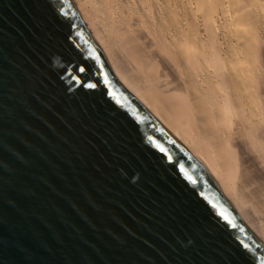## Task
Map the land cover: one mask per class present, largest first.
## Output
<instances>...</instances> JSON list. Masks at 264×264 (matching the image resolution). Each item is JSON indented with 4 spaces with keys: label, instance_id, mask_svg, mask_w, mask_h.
<instances>
[{
    "label": "water",
    "instance_id": "water-1",
    "mask_svg": "<svg viewBox=\"0 0 264 264\" xmlns=\"http://www.w3.org/2000/svg\"><path fill=\"white\" fill-rule=\"evenodd\" d=\"M253 260L264 244L117 80L73 0H0V264Z\"/></svg>",
    "mask_w": 264,
    "mask_h": 264
},
{
    "label": "bare ground",
    "instance_id": "bare-ground-1",
    "mask_svg": "<svg viewBox=\"0 0 264 264\" xmlns=\"http://www.w3.org/2000/svg\"><path fill=\"white\" fill-rule=\"evenodd\" d=\"M113 74L264 244V0H73Z\"/></svg>",
    "mask_w": 264,
    "mask_h": 264
},
{
    "label": "snow or ice",
    "instance_id": "snow-or-ice-1",
    "mask_svg": "<svg viewBox=\"0 0 264 264\" xmlns=\"http://www.w3.org/2000/svg\"><path fill=\"white\" fill-rule=\"evenodd\" d=\"M66 71H67V69H66ZM78 71H84V69L81 67V68H78ZM88 86L91 87L92 85H88ZM252 264H254V260L252 261Z\"/></svg>",
    "mask_w": 264,
    "mask_h": 264
}]
</instances>
